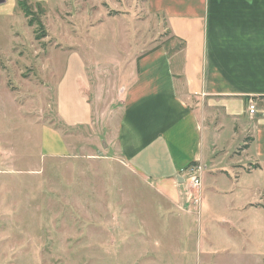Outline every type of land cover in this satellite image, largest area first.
I'll list each match as a JSON object with an SVG mask.
<instances>
[{"label": "rangeland", "instance_id": "rangeland-1", "mask_svg": "<svg viewBox=\"0 0 264 264\" xmlns=\"http://www.w3.org/2000/svg\"><path fill=\"white\" fill-rule=\"evenodd\" d=\"M21 1L29 16L0 17L2 134L11 116L22 124L20 138H0V264H264L263 197L232 213L202 171L175 201L112 141L128 61L170 44L165 18L149 21L146 0ZM86 101L88 123L66 127ZM23 120L62 130L68 153L44 155ZM243 142L233 155L245 157Z\"/></svg>", "mask_w": 264, "mask_h": 264}, {"label": "crops", "instance_id": "crops-1", "mask_svg": "<svg viewBox=\"0 0 264 264\" xmlns=\"http://www.w3.org/2000/svg\"><path fill=\"white\" fill-rule=\"evenodd\" d=\"M17 8L18 0H5L0 17L13 16ZM146 10L157 26L165 18L173 40L126 63L112 141L136 172L175 201L187 181L184 169L204 164L205 190L210 184L230 193L229 210L244 215L264 198V0H146ZM85 105L82 118L61 117L66 127L88 123L92 103ZM10 121L5 131L12 136L5 137L1 125L0 138H20L21 121ZM23 122L41 134L44 155L68 153L62 130ZM247 138L245 157L233 155ZM243 192L254 195L244 198ZM215 222L235 226L227 219Z\"/></svg>", "mask_w": 264, "mask_h": 264}, {"label": "built area", "instance_id": "built-area-1", "mask_svg": "<svg viewBox=\"0 0 264 264\" xmlns=\"http://www.w3.org/2000/svg\"><path fill=\"white\" fill-rule=\"evenodd\" d=\"M249 111L250 113H254L256 111L255 103L253 100H249ZM206 166L202 163H191L188 165L184 171H186L189 175H192L191 181L194 186H198L201 183L200 172L204 171Z\"/></svg>", "mask_w": 264, "mask_h": 264}, {"label": "trees", "instance_id": "trees-1", "mask_svg": "<svg viewBox=\"0 0 264 264\" xmlns=\"http://www.w3.org/2000/svg\"><path fill=\"white\" fill-rule=\"evenodd\" d=\"M25 3H26V2H25ZM23 4H24V3H23L21 0H18V7H19V8H21V7L23 8V7L25 6V4H24V5H23ZM23 10L26 12V15L29 16V14H28L27 11H26V10H28V9L25 10V7H24ZM28 16H27V17H28ZM31 23H32V20L30 21V24H31Z\"/></svg>", "mask_w": 264, "mask_h": 264}, {"label": "water", "instance_id": "water-1", "mask_svg": "<svg viewBox=\"0 0 264 264\" xmlns=\"http://www.w3.org/2000/svg\"><path fill=\"white\" fill-rule=\"evenodd\" d=\"M3 2H5V0H0V4L3 3Z\"/></svg>", "mask_w": 264, "mask_h": 264}]
</instances>
